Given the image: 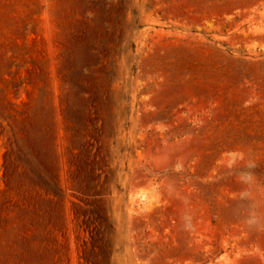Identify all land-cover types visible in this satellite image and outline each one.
Returning <instances> with one entry per match:
<instances>
[{"label": "rangeland", "instance_id": "374dc122", "mask_svg": "<svg viewBox=\"0 0 264 264\" xmlns=\"http://www.w3.org/2000/svg\"><path fill=\"white\" fill-rule=\"evenodd\" d=\"M0 264H264V0H0Z\"/></svg>", "mask_w": 264, "mask_h": 264}]
</instances>
